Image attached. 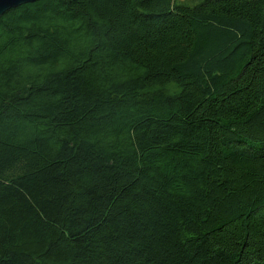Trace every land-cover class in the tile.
<instances>
[{
  "label": "trees",
  "instance_id": "trees-1",
  "mask_svg": "<svg viewBox=\"0 0 264 264\" xmlns=\"http://www.w3.org/2000/svg\"><path fill=\"white\" fill-rule=\"evenodd\" d=\"M0 264H264V0L7 11Z\"/></svg>",
  "mask_w": 264,
  "mask_h": 264
},
{
  "label": "water",
  "instance_id": "water-1",
  "mask_svg": "<svg viewBox=\"0 0 264 264\" xmlns=\"http://www.w3.org/2000/svg\"><path fill=\"white\" fill-rule=\"evenodd\" d=\"M38 0H0V19L9 10L16 9L26 4H32Z\"/></svg>",
  "mask_w": 264,
  "mask_h": 264
},
{
  "label": "rangeland",
  "instance_id": "rangeland-1",
  "mask_svg": "<svg viewBox=\"0 0 264 264\" xmlns=\"http://www.w3.org/2000/svg\"><path fill=\"white\" fill-rule=\"evenodd\" d=\"M178 3H188V4H192V3H196L199 2L200 0H176ZM173 89H168V92L170 93Z\"/></svg>",
  "mask_w": 264,
  "mask_h": 264
}]
</instances>
